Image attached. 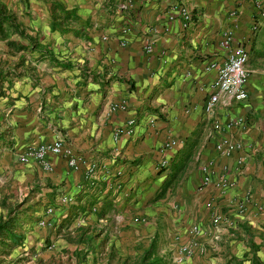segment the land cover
Returning a JSON list of instances; mask_svg holds the SVG:
<instances>
[{"label": "crops", "instance_id": "crops-1", "mask_svg": "<svg viewBox=\"0 0 264 264\" xmlns=\"http://www.w3.org/2000/svg\"><path fill=\"white\" fill-rule=\"evenodd\" d=\"M51 1L74 9L75 21L50 22ZM15 2L0 5L20 12L16 23L32 39V66L17 72L9 106H0V149L15 154V180L51 187L80 210L97 202L94 218L108 225L123 220L115 254L132 264L145 249L162 264H264V47L252 40L262 18L255 0H130L122 9L124 0ZM180 6L190 13L186 25ZM227 33L248 51L247 97L220 96L207 113L214 70L205 68L224 60ZM5 40L28 41L18 32ZM235 116L245 123L227 127ZM128 119L130 132L115 134ZM168 138L176 144L161 150ZM56 139L68 156H50L49 168L18 161L26 147ZM220 139L236 150L216 154ZM208 160L214 177L203 184ZM220 174L229 189L214 186ZM136 215L145 221L132 222ZM189 243L193 254L175 262Z\"/></svg>", "mask_w": 264, "mask_h": 264}, {"label": "rangeland", "instance_id": "rangeland-1", "mask_svg": "<svg viewBox=\"0 0 264 264\" xmlns=\"http://www.w3.org/2000/svg\"><path fill=\"white\" fill-rule=\"evenodd\" d=\"M1 13L7 16L1 25L2 30L8 31L7 38L15 36L17 31L8 22H20V12L10 13L3 6ZM260 19L252 32L256 46L264 40V14ZM21 32L24 38L28 36L23 29ZM7 38H0V69H3L0 74V106L3 110L9 106L5 93L10 81L18 71L21 72V68L32 66L25 57V52L30 51L29 41L16 45L15 41L5 40ZM5 72H9L8 76H5ZM3 98L6 99L1 103ZM1 109L0 117L4 113ZM1 145L3 143L0 142ZM69 202L63 201V197L51 187L15 180V154L4 153L0 149V219H8L13 224L12 231L23 236L18 244H10L0 234V264H102L108 256L110 264H120L122 261L123 264H132L130 260H122L123 257L115 254L120 246L122 234L118 232L123 228V220L115 219L108 225V220L103 223L104 218L101 221L94 218L98 210L97 202H91L87 209L81 210ZM131 221L141 223L145 219L136 215L132 216ZM106 226L112 229L108 228L104 233L102 227Z\"/></svg>", "mask_w": 264, "mask_h": 264}, {"label": "built area", "instance_id": "built-area-1", "mask_svg": "<svg viewBox=\"0 0 264 264\" xmlns=\"http://www.w3.org/2000/svg\"><path fill=\"white\" fill-rule=\"evenodd\" d=\"M130 0H124L123 3L119 4L120 9L125 8L129 4ZM255 7L259 14L262 16L264 14V0H255ZM176 13L180 15L183 24H187L190 21V13L186 7L180 6ZM129 26H122L121 31L123 33L129 31ZM223 48L226 49V55L223 61L218 64L213 62L207 65L205 69L213 68L214 76L208 84L209 95L207 100L204 102L203 109L207 113H212L215 103L220 96L232 97L235 100H244L247 97V91L245 88L248 71L246 69V62L248 57L247 48L243 43L233 42L230 33L223 36L221 44ZM145 50L149 52L151 50V44L147 43ZM133 123V119H128L126 121L127 128L116 130L115 134L130 132V126ZM245 119L242 116H235L230 119L227 127L231 125H243ZM215 124V123H214ZM176 144V140L173 138H168L163 142L161 150L171 148ZM237 145L231 143L227 139H220L215 145V152L218 155H229L231 152L236 150ZM50 156H68L67 149L63 146L61 140H53L51 142L39 143L37 145H32L26 147L19 155L18 161L21 163H26L29 160L37 162L41 168L47 169L50 166ZM69 165H74L75 160L68 157ZM167 164L166 158H161L158 167L161 168ZM212 160H208L203 164L200 169L202 173V183H210L211 178L214 177V170L212 169ZM85 179H89L93 172V165H87L85 167ZM217 177V176H216ZM215 177V178H216ZM214 186L219 190L229 189L231 183L225 179L223 174H220L216 178ZM69 200V198L63 197V201ZM197 226L192 225L190 227V233L195 236L197 234ZM195 243H189L186 245H180L177 249V255L175 262L180 263L185 257L191 256L193 254Z\"/></svg>", "mask_w": 264, "mask_h": 264}, {"label": "trees", "instance_id": "trees-1", "mask_svg": "<svg viewBox=\"0 0 264 264\" xmlns=\"http://www.w3.org/2000/svg\"><path fill=\"white\" fill-rule=\"evenodd\" d=\"M3 6L0 5V38H7L9 33L7 30L5 32L2 30V23L5 21L7 17L5 14L1 13V8ZM11 17H9L10 20ZM50 22H74L76 19V14L74 9H65L64 6L58 2V1H51L50 4ZM9 26H12L13 29H15L19 34H22L19 24L16 22H8ZM56 26V25H55ZM54 27V26H53ZM59 30H67L66 28L61 27V25L58 23V26H56ZM27 39L31 44V38L30 36H27ZM260 44L264 47V40L260 42ZM5 76H8L9 72L4 73ZM10 79V78H9ZM11 226V222L7 220H1L0 219V234L3 235L4 239H7L10 244H18L19 241L23 238V236L19 233L13 232ZM136 264H162L161 258L156 256L155 254H152L150 249H145L141 256L138 258Z\"/></svg>", "mask_w": 264, "mask_h": 264}]
</instances>
